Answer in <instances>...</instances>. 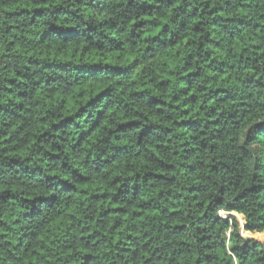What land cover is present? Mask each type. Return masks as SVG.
Returning a JSON list of instances; mask_svg holds the SVG:
<instances>
[{"label":"trees","instance_id":"obj_1","mask_svg":"<svg viewBox=\"0 0 264 264\" xmlns=\"http://www.w3.org/2000/svg\"><path fill=\"white\" fill-rule=\"evenodd\" d=\"M262 234L264 0H0V264H264Z\"/></svg>","mask_w":264,"mask_h":264},{"label":"rangeland","instance_id":"obj_2","mask_svg":"<svg viewBox=\"0 0 264 264\" xmlns=\"http://www.w3.org/2000/svg\"><path fill=\"white\" fill-rule=\"evenodd\" d=\"M234 216H236L237 219L239 220V222L242 224L241 217L237 216L236 214H234ZM227 217H228V214H227L226 212L222 213V218L227 219ZM242 225H243V224H242ZM253 238H256V239H258V240L264 242V234H262V235H258V236H255V237H253Z\"/></svg>","mask_w":264,"mask_h":264},{"label":"built area","instance_id":"obj_3","mask_svg":"<svg viewBox=\"0 0 264 264\" xmlns=\"http://www.w3.org/2000/svg\"><path fill=\"white\" fill-rule=\"evenodd\" d=\"M222 213H224V211H220L219 212L220 217H222Z\"/></svg>","mask_w":264,"mask_h":264},{"label":"water","instance_id":"obj_4","mask_svg":"<svg viewBox=\"0 0 264 264\" xmlns=\"http://www.w3.org/2000/svg\"><path fill=\"white\" fill-rule=\"evenodd\" d=\"M234 216V214H232ZM236 217V216H235Z\"/></svg>","mask_w":264,"mask_h":264}]
</instances>
